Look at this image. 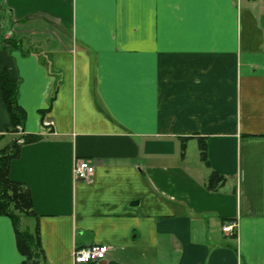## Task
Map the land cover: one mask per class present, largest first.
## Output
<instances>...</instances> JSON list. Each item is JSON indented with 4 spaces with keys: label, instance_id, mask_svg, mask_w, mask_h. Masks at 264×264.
Wrapping results in <instances>:
<instances>
[{
    "label": "crops",
    "instance_id": "crops-1",
    "mask_svg": "<svg viewBox=\"0 0 264 264\" xmlns=\"http://www.w3.org/2000/svg\"><path fill=\"white\" fill-rule=\"evenodd\" d=\"M2 7L0 64L20 80L23 133L42 136L9 163L37 215L34 264H74L91 243L110 249L89 264H264V0ZM10 128L0 96L1 145ZM78 158L90 180L74 179ZM213 170L224 180L208 189ZM23 259L0 215V264Z\"/></svg>",
    "mask_w": 264,
    "mask_h": 264
},
{
    "label": "trees",
    "instance_id": "trees-1",
    "mask_svg": "<svg viewBox=\"0 0 264 264\" xmlns=\"http://www.w3.org/2000/svg\"><path fill=\"white\" fill-rule=\"evenodd\" d=\"M7 39L9 42L6 39L4 42L7 41L10 44L12 38ZM19 81V78H12L8 70L0 64V96L10 115V131L13 132L16 131L17 125L22 126L25 119V111L17 102ZM41 138L40 134L22 133L14 136L8 143L0 144V215L8 216L12 221L16 247L24 257L19 264H34L42 255V248L37 219L32 229L20 226L21 217L33 216L37 218V215L32 209L29 189L9 177V163L11 159L18 156L21 144ZM199 157L207 164L204 143L199 144ZM223 180V175L213 170L208 176L206 187L216 189Z\"/></svg>",
    "mask_w": 264,
    "mask_h": 264
},
{
    "label": "built area",
    "instance_id": "built-area-1",
    "mask_svg": "<svg viewBox=\"0 0 264 264\" xmlns=\"http://www.w3.org/2000/svg\"><path fill=\"white\" fill-rule=\"evenodd\" d=\"M42 125L46 128L53 126L52 119H44ZM15 133L20 135L23 133L22 126L17 125ZM19 141V139H18ZM72 174L74 179L87 181L90 180L93 174V165L90 160L85 158H78L74 161L72 167ZM236 222L232 221L222 226V230L225 232L234 233ZM109 246L91 243L85 246L75 248L72 252L74 264H89L97 262L101 259H105L109 251Z\"/></svg>",
    "mask_w": 264,
    "mask_h": 264
},
{
    "label": "rangeland",
    "instance_id": "rangeland-1",
    "mask_svg": "<svg viewBox=\"0 0 264 264\" xmlns=\"http://www.w3.org/2000/svg\"><path fill=\"white\" fill-rule=\"evenodd\" d=\"M10 21H9V15L8 13L3 9L2 7V0H0V48H2L3 43H5V39L8 40L4 35L8 33L10 29ZM17 28H21L20 26H17ZM10 33V31H9ZM10 34L8 35V37ZM36 39L37 36L32 35L31 39ZM9 42V40H8ZM11 43V41H10ZM9 136H7L8 138ZM33 219L31 217H21L20 226L22 228L27 227V225H32ZM102 260V259H101Z\"/></svg>",
    "mask_w": 264,
    "mask_h": 264
},
{
    "label": "water",
    "instance_id": "water-1",
    "mask_svg": "<svg viewBox=\"0 0 264 264\" xmlns=\"http://www.w3.org/2000/svg\"><path fill=\"white\" fill-rule=\"evenodd\" d=\"M103 260V259H102ZM102 260H99L98 262L102 261Z\"/></svg>",
    "mask_w": 264,
    "mask_h": 264
}]
</instances>
